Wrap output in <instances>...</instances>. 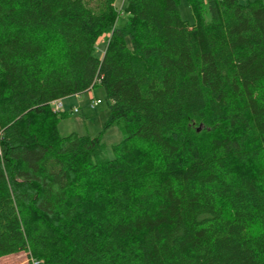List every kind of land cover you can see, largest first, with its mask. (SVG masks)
<instances>
[{
  "label": "trees",
  "instance_id": "trees-1",
  "mask_svg": "<svg viewBox=\"0 0 264 264\" xmlns=\"http://www.w3.org/2000/svg\"><path fill=\"white\" fill-rule=\"evenodd\" d=\"M97 1L0 0V257L264 264V1ZM98 86L112 158L52 110Z\"/></svg>",
  "mask_w": 264,
  "mask_h": 264
},
{
  "label": "rangeland",
  "instance_id": "rangeland-1",
  "mask_svg": "<svg viewBox=\"0 0 264 264\" xmlns=\"http://www.w3.org/2000/svg\"><path fill=\"white\" fill-rule=\"evenodd\" d=\"M94 4L98 1L90 0ZM243 2H249L254 0H242ZM264 1V0H263ZM126 0H117V17L114 21L112 28L123 25L127 20V14H125ZM180 12L183 18L194 22L193 7L189 0H179ZM111 30L105 32L98 41V52L103 54L108 44V38L110 37ZM98 98L102 99V103L95 107L91 106L93 100ZM64 109L61 113H58L60 118L58 123V129L61 136L66 137L74 133L80 135L97 136L100 132H103L104 143V156L112 158L114 156L113 145L122 141L126 133L123 129L124 122L119 120L113 126L105 129V123L108 119L110 109L109 103L106 99L104 88L101 86L96 87L90 92H84L79 95H73L63 99ZM78 108V112L72 110ZM264 163V156H263ZM75 177V176H74ZM77 178L75 177L74 180ZM30 257L27 251L11 254L0 257V264H29Z\"/></svg>",
  "mask_w": 264,
  "mask_h": 264
},
{
  "label": "built area",
  "instance_id": "built-area-1",
  "mask_svg": "<svg viewBox=\"0 0 264 264\" xmlns=\"http://www.w3.org/2000/svg\"><path fill=\"white\" fill-rule=\"evenodd\" d=\"M102 103V99L101 98H98L97 100H93L92 103H91V106L92 107H95L97 106L98 104ZM64 109V102H63V99H58L56 101H54L52 103V110L55 112V113H61ZM73 112H78L79 109L78 108H75L72 110ZM30 263L31 264H39V260H36V259H31L30 260Z\"/></svg>",
  "mask_w": 264,
  "mask_h": 264
},
{
  "label": "crops",
  "instance_id": "crops-1",
  "mask_svg": "<svg viewBox=\"0 0 264 264\" xmlns=\"http://www.w3.org/2000/svg\"><path fill=\"white\" fill-rule=\"evenodd\" d=\"M104 92H105V90H104ZM106 94V93H105ZM20 253V252H19Z\"/></svg>",
  "mask_w": 264,
  "mask_h": 264
}]
</instances>
